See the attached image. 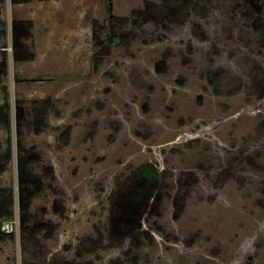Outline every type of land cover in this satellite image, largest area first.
I'll list each match as a JSON object with an SVG mask.
<instances>
[{
  "label": "rangeland",
  "instance_id": "1",
  "mask_svg": "<svg viewBox=\"0 0 264 264\" xmlns=\"http://www.w3.org/2000/svg\"><path fill=\"white\" fill-rule=\"evenodd\" d=\"M259 1L4 0L0 264H264ZM18 143L41 184L23 212Z\"/></svg>",
  "mask_w": 264,
  "mask_h": 264
},
{
  "label": "trees",
  "instance_id": "2",
  "mask_svg": "<svg viewBox=\"0 0 264 264\" xmlns=\"http://www.w3.org/2000/svg\"><path fill=\"white\" fill-rule=\"evenodd\" d=\"M4 3V0H1ZM28 0H10L11 4H17L22 2H27ZM259 0H249V3H254L257 5ZM260 2V1H259ZM11 40H12V51H13V60L14 62L18 63L20 61H26L29 58L20 57V52H26L25 46L22 44L24 38H28L29 32L26 23L14 21L11 23ZM109 43H114V37H109ZM4 52V51H3ZM2 54L4 55L2 60L0 61V75L3 77L6 76L7 71V60L5 56V52ZM16 125H17V132L20 129L22 112L19 106H16ZM18 149V160H17V169H18V176H19V185H18V195H19V206L21 212H23L24 207L26 206V202L28 201V197L32 195L31 189L38 190L41 187L40 182L35 178L31 173L27 171L26 167V158L24 159V150L22 149L20 143L17 144ZM32 187V188H31ZM152 190H153V172L149 168H143L140 170L139 174V183L134 189V194L132 201H128L126 203L125 210H130L133 213L140 214L143 210L149 206V201L152 198ZM132 193V192H131ZM135 199V200H134ZM9 204H11V200L8 203H4V200H0V218L8 220L11 218V213L8 208ZM124 209V208H123ZM123 211V210H122ZM21 225H24V219ZM3 235V233L0 232ZM7 236H11L10 234H6Z\"/></svg>",
  "mask_w": 264,
  "mask_h": 264
},
{
  "label": "crops",
  "instance_id": "3",
  "mask_svg": "<svg viewBox=\"0 0 264 264\" xmlns=\"http://www.w3.org/2000/svg\"><path fill=\"white\" fill-rule=\"evenodd\" d=\"M22 3H25V2H22ZM22 3H17V4H11V5H19V4H22ZM2 13H3V3H2V1L0 0V14H1V16H2ZM12 22H14V21H12ZM3 28H0V43H1V41H3L4 40V30H2ZM26 39L27 38H24V41H26ZM22 44L24 45V46H26L25 44H24V42L22 41ZM12 48V47H11ZM5 49H6V47L5 46H2L1 44H0V50H1V55H3L2 54V52L4 51L5 52V55H6V51H5ZM3 52V53H4ZM4 56V55H3ZM3 56H0L1 58H0V61L2 60V58H3Z\"/></svg>",
  "mask_w": 264,
  "mask_h": 264
},
{
  "label": "built area",
  "instance_id": "4",
  "mask_svg": "<svg viewBox=\"0 0 264 264\" xmlns=\"http://www.w3.org/2000/svg\"><path fill=\"white\" fill-rule=\"evenodd\" d=\"M6 50V49H5ZM7 226V225H6Z\"/></svg>",
  "mask_w": 264,
  "mask_h": 264
}]
</instances>
